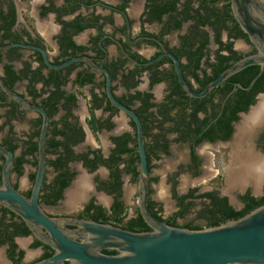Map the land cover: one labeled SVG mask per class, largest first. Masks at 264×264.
Instances as JSON below:
<instances>
[{
	"label": "flooded vegetation",
	"instance_id": "flooded-vegetation-1",
	"mask_svg": "<svg viewBox=\"0 0 264 264\" xmlns=\"http://www.w3.org/2000/svg\"><path fill=\"white\" fill-rule=\"evenodd\" d=\"M33 3L34 0H0V76L14 93L48 113L46 168L39 194V203L47 214L128 229L139 210L138 204L135 213L126 207L130 181H139L136 124L110 101L103 72L82 61L51 68L44 63L40 51L13 43L45 48L54 64L88 55L110 71L113 93L138 114L143 124L151 183L149 203L156 179L151 177L153 165L164 159L172 164L180 161L177 146L186 147L188 167L195 177L213 176L214 155L208 148L218 150L223 143L230 148L229 169L237 166L246 151L264 159V118L249 133L237 135L238 125L259 105L264 90L255 93L247 111L237 112L238 119L231 121L230 136H220V118L230 116L229 103L236 100V92L249 91L255 83L248 89L237 85L247 87L253 80L244 85L239 73L245 68L206 96L196 98L183 89L173 59L165 54L171 52L178 58L186 81L201 91L215 79L202 88L200 81L215 75L221 56L228 58L224 64H233L257 53L236 20L231 0H43L38 4L39 18L52 14L59 25L50 38L30 17ZM263 71L260 67L256 77ZM161 84L164 88L160 91ZM82 114L86 119H81ZM42 125L40 111L21 109L17 98L0 87V144L13 154L8 173L12 185L27 197L31 196L39 166ZM90 134L96 145L88 141ZM6 160L0 152V187ZM82 170L90 177L86 186L89 197L78 205L67 203L66 190ZM168 171L166 180L176 179L178 183L181 171ZM229 172L222 186L190 188L179 194L173 185L171 194L177 197L194 191V197H187L186 203L201 198L204 204H210L209 197L199 196L213 192L218 198H227L237 210L245 207L246 194L264 196V176L259 189L247 182L243 188L229 190ZM125 175L130 177L127 184ZM63 182L67 184L62 187ZM71 198L69 201L75 200ZM154 202L152 208L162 219L178 226L187 224L179 223V216L169 220L177 212L165 217L161 205ZM90 203L95 207L88 209ZM65 227L76 226L67 223ZM32 230L20 215L0 203V264H31L54 253ZM101 251L118 253L115 249Z\"/></svg>",
	"mask_w": 264,
	"mask_h": 264
},
{
	"label": "water",
	"instance_id": "water-1",
	"mask_svg": "<svg viewBox=\"0 0 264 264\" xmlns=\"http://www.w3.org/2000/svg\"><path fill=\"white\" fill-rule=\"evenodd\" d=\"M231 6L237 22L258 52L231 64L201 91L194 90L186 81L178 58L171 52H166L165 54L174 61L179 83L191 97L206 96L227 78L250 65H259L261 71L264 70V2L231 0ZM13 45L40 51L44 63L51 68H65L74 62L82 61L106 75V90L110 101L136 124L140 155L138 208L145 223L150 227V230L146 231H133L109 223L54 217L43 210L39 203V194L46 168L45 140L49 116L44 108L32 105L14 93L0 76V87L17 98L21 109L38 110L43 114L40 160L30 197L12 185L8 173L12 166L13 154L0 144V152L7 157L3 169V184L0 187V203L20 215L32 227V231L54 249L51 256L31 264H264V204L253 208L240 218L200 229L171 225L157 217L149 204L151 183L143 124L138 114L120 102L113 93L110 71L103 64L95 63L88 55L75 56L54 64L43 47L22 43ZM256 78L247 87L240 83L237 85L248 89ZM245 186L247 184L241 188ZM67 223L76 227H65ZM103 249H115L118 253L107 254L101 251ZM66 261L68 263H65Z\"/></svg>",
	"mask_w": 264,
	"mask_h": 264
},
{
	"label": "rangeland",
	"instance_id": "rangeland-1",
	"mask_svg": "<svg viewBox=\"0 0 264 264\" xmlns=\"http://www.w3.org/2000/svg\"><path fill=\"white\" fill-rule=\"evenodd\" d=\"M176 148L177 153L181 154L180 161H177L175 164L166 163V159L161 160L162 162H155L151 171V177L156 178L152 182V188L154 190L152 199L161 205V212L165 217L171 216L173 213L179 211L177 198L173 197L171 194V188L173 185L179 194L185 193L190 188L196 189L198 187H203L202 189H212L223 185L225 173L230 170V165H227L230 148L225 143H223L218 150H214L212 147L208 148V151H211L214 155L212 159L213 165L211 167L213 176L210 177H195V175L192 174V170L188 167L186 147L177 146ZM182 162L186 164L182 166ZM168 170L172 172L181 171L178 177V183L176 179H173L171 182L166 180L165 176ZM160 174H162L161 178L159 177ZM129 179L130 177L125 175L124 182L127 184ZM129 186L130 190L127 193L126 207L127 211L135 213L138 204V182L130 181ZM209 218L210 215L206 211L204 200L197 198L193 200V203L188 207L187 211L183 215L179 216L178 221L181 224L192 223L194 225H200L202 228H206L209 227Z\"/></svg>",
	"mask_w": 264,
	"mask_h": 264
},
{
	"label": "trees",
	"instance_id": "trees-1",
	"mask_svg": "<svg viewBox=\"0 0 264 264\" xmlns=\"http://www.w3.org/2000/svg\"><path fill=\"white\" fill-rule=\"evenodd\" d=\"M206 42L203 43L205 45ZM228 60V58L221 56L220 57V66L216 68L215 70V75L209 77L207 80L208 81H200L202 88L212 79L216 78L222 71H224L227 67L231 65L232 62H228L227 64H224V60ZM260 72V67L258 65H250L246 67L241 73H239L240 79L243 80L244 85H248L252 79H254ZM264 90V71L262 74H260L253 87L247 91L243 89H238L236 92L237 98L233 102L229 103V106L231 107V111L229 112L230 116H224L220 118L219 124L222 131L221 135L223 138H227L230 136L232 126H231V121L232 120H237L238 119V111H247L248 106L253 102V96L255 95L256 92L258 91H263ZM184 92V91H183ZM234 106L232 105L234 102ZM176 104V102H175ZM228 106V107H229ZM197 110V109H196ZM194 118L196 119V115L194 114ZM212 137V136H211ZM213 138V137H212ZM201 139V137L198 139V141ZM133 171L137 175V170L136 166L133 167ZM67 184L66 182H63L62 187ZM194 191H190V193L186 195H178L176 198L178 200V205H179V211H177L176 214L172 218H169V220H176L177 216L183 215L188 207L193 203V200H190L189 202H185V199L187 197H194ZM59 193L56 195V198L59 197ZM209 197L212 202L210 204H205L206 211L209 213L210 218L208 225L209 226H215L224 223L225 221L229 219H237L245 214H247L249 211H251L253 208L264 204V196L260 198H255L251 196L249 193L246 194L243 198L246 201V205L243 209L237 210L231 205L228 204L227 198H218L215 193H205L202 194L199 197ZM120 203V202H119ZM155 202L153 200H150V208L153 211V213L162 219V216L159 215L156 211L153 210V204ZM117 204L116 206H118ZM95 205L93 203H90L88 206V209L94 208ZM161 209V208H160ZM102 210L98 209V212L100 215H102ZM138 217L133 219L131 222L128 224V229L133 230V231H146L150 230V227L145 223L144 219L142 218L139 210H137ZM164 220V219H163ZM169 223V221H166ZM170 224V223H169ZM171 225H174L173 223ZM190 229H200L202 228L200 225H194L192 223H187L185 226Z\"/></svg>",
	"mask_w": 264,
	"mask_h": 264
},
{
	"label": "bare ground",
	"instance_id": "bare-ground-1",
	"mask_svg": "<svg viewBox=\"0 0 264 264\" xmlns=\"http://www.w3.org/2000/svg\"><path fill=\"white\" fill-rule=\"evenodd\" d=\"M263 118H264V96L260 99L259 105L256 108H254L251 114L245 116L243 121L238 125L237 135L241 136V134L243 135V134L249 133L251 130L250 128L253 125H255V123H258L260 119L262 120ZM244 153H243L244 156L241 159L239 158L240 161L238 160L236 162L237 166L235 168L233 167L232 169H230V172L228 173L229 178L227 179H228V189L229 190H235L239 187H242V185H244L247 182L250 184H253L255 189H259L260 187L263 174H264V159L257 154H253L251 151H246Z\"/></svg>",
	"mask_w": 264,
	"mask_h": 264
},
{
	"label": "crops",
	"instance_id": "crops-1",
	"mask_svg": "<svg viewBox=\"0 0 264 264\" xmlns=\"http://www.w3.org/2000/svg\"><path fill=\"white\" fill-rule=\"evenodd\" d=\"M42 2H43V0H34L33 6H32L34 8V10L31 12L30 17L34 18L36 20V22L38 23L39 31L44 36H46V38H50L55 32H57V29H59V25L54 21V17L52 14H49L48 16H46L44 18H39V16H38V14H39L38 4H40ZM49 40L51 42V39H49ZM163 88H164L163 84L158 85V89L160 91ZM161 94L162 93H160L159 96ZM101 114H102L101 111H98V115L101 116ZM81 119H86L85 114L81 115ZM123 119L125 120V118H123ZM121 122H122L121 125H123L124 121L121 120ZM89 140H90V142H93V145L97 144L95 142V139L93 138V136L91 134H90V138L88 139V141ZM89 178L90 177L86 174L85 170H82V172L80 174H78L77 178L73 182V185L66 190L67 203L78 205L79 202H82L89 197V192H88L89 188L86 189L87 182L89 181ZM70 196H72V198ZM78 196H80V198H78ZM70 198L75 199V200L69 201Z\"/></svg>",
	"mask_w": 264,
	"mask_h": 264
}]
</instances>
